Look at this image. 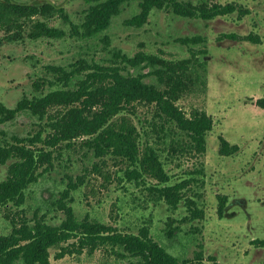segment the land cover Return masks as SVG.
I'll return each instance as SVG.
<instances>
[{
  "label": "trees",
  "instance_id": "16d2710c",
  "mask_svg": "<svg viewBox=\"0 0 264 264\" xmlns=\"http://www.w3.org/2000/svg\"><path fill=\"white\" fill-rule=\"evenodd\" d=\"M85 1L89 6L80 25H73L72 31L81 28L82 34L91 36L106 32L122 7L133 2L140 8L132 20L137 27L146 24L155 12L204 21L233 13L244 16L249 12L237 3L221 4L212 0L195 3L190 0ZM60 18L67 20L63 4L48 0H0V31L7 42L26 38L60 39L65 32L50 24ZM219 38L260 41L258 35L252 33L245 36L225 33ZM175 41L188 48L190 57L173 61L145 52L133 58L124 55V61L135 68L145 63L142 68H149V73L125 74L119 66L93 65L91 68L97 71L80 79L76 88H71V69L50 66L47 73L52 78L42 79L41 84L34 82L39 92L40 86L48 85L46 91L31 98L23 97L14 108L0 104V132L2 124L7 125L23 115L36 119L39 128L44 126L35 135L23 138L14 135L16 144L0 141V166L8 164L7 177L0 181V221L8 216L6 211L10 204L24 205L31 186L40 182L39 168L44 163L51 167L52 151L46 152L43 147H36L37 144L53 149L62 143L71 147V142L80 137L96 158L112 157L127 163L120 171L122 175H117L132 188L135 200L140 201L130 212L139 210L142 216L129 231L117 232L97 221L78 220L72 206L61 200L56 205L66 219L60 224H50L37 214L33 220L22 218L18 223L11 219L10 232L0 235V264H52L50 248L70 239L75 240L71 249L62 247L59 257L85 247L93 249L97 241L106 240L135 258L136 264H223L215 256L205 259L203 253L204 164L193 163L189 169L182 170L188 156L197 158L205 154L213 120L202 110L187 115L176 104L199 84L206 86L203 56L207 53V39L192 35L175 38ZM147 76L154 77L156 82H146ZM62 82V86L57 84ZM135 103L153 106L150 118L137 117L139 125L126 116H136ZM256 105L264 109V98L257 99ZM219 143L221 155L229 156L239 150L238 145H231L223 137L219 138ZM69 184L73 190L78 188L73 178L69 179ZM128 188L124 186L125 191ZM142 190L152 196L151 205L141 203L143 198L136 192ZM67 195L65 191L63 197ZM218 200V215L222 217L228 198L221 195ZM163 206L165 215L159 216L158 207ZM156 215L161 219L155 220ZM254 244L264 247V240L254 241Z\"/></svg>",
  "mask_w": 264,
  "mask_h": 264
},
{
  "label": "rangeland",
  "instance_id": "374dc122",
  "mask_svg": "<svg viewBox=\"0 0 264 264\" xmlns=\"http://www.w3.org/2000/svg\"><path fill=\"white\" fill-rule=\"evenodd\" d=\"M50 1L64 2L67 20L53 19L50 24L65 35L60 39L0 44V104L14 107L23 97L31 98L46 91L48 85L40 86L39 92L34 82L41 84L42 79H51L47 73L50 66L71 69V88H76L80 79L97 71L91 68L93 65H115L123 68L125 74H147L150 69L142 68L145 63L135 68L122 56L133 58L145 52L168 60H181L190 57V53L175 38L204 36L207 39V53L203 56L206 86L199 84L176 102L187 115L202 110L213 120L205 154L197 158L188 156L182 163V170L189 169L193 163H203L205 168L204 258L215 256L223 264H264V247L254 244V241L264 240V109L256 105L257 99L264 98V0H212L221 4L237 3L249 12L244 16L233 13L208 21L155 12L142 27L132 21L140 11L138 3L133 2L122 7L106 32L95 36L82 34L81 28L72 31L73 25H80L89 6L85 0ZM225 33L239 36L252 33L258 35L260 41L220 39ZM144 80L156 82L152 76ZM63 83L57 84L62 86ZM152 109L151 105L135 103L136 116H126L138 124L137 117L150 118ZM1 128L0 141L16 144L14 135L19 138L35 135L44 126L39 128L36 119L23 115L14 122L2 124ZM220 137L231 145H238L239 150L229 156L221 155ZM83 140L80 137L71 142V147L62 143L55 149L37 144L36 147H43L46 152L52 151L51 167L44 163L39 168L40 182L31 186L23 206L9 205L8 216L0 221V235L10 232L11 219L17 223L22 218L33 220L35 214L50 224H60L66 219L56 205L61 200L72 206L78 220L97 221L117 232L129 231L128 228L142 218L139 210L135 211L139 214L130 212L140 201L135 200L132 188L117 175H122L120 171L127 163L112 157L96 158ZM7 166H0V181L7 177ZM70 178L78 185L77 189H71ZM65 191L68 192L66 198L63 197ZM136 193L143 198L144 206L151 205L152 196L148 191ZM221 195L228 198L222 217L218 215ZM158 208L157 214L164 216L165 207ZM159 216H154L155 220L158 221ZM74 242L70 239L51 247L52 264H136L135 258L106 240L97 241L93 249L85 247L59 257L62 247L71 249Z\"/></svg>",
  "mask_w": 264,
  "mask_h": 264
},
{
  "label": "flooded vegetation",
  "instance_id": "af4514ba",
  "mask_svg": "<svg viewBox=\"0 0 264 264\" xmlns=\"http://www.w3.org/2000/svg\"><path fill=\"white\" fill-rule=\"evenodd\" d=\"M22 1L27 2V1H32V0H22ZM48 1H50V0H48ZM50 2L55 3V2H53V1H50ZM56 4H58V3H56ZM61 4H64V2H62ZM58 5H60V4H58ZM41 39H46V38H41ZM41 39H37V40H41ZM26 40H32V39L26 38L24 41H18V42H25ZM37 40H32V41H37ZM2 43L12 44V43H17V42H7L6 40H4V34H3V32L0 31V44H2ZM18 102H19V101H18ZM18 102H17V103H18ZM16 105H17V104H16ZM16 105H15V106H16ZM15 106H14V107H15ZM6 107H7V106H6ZM14 107H9V108H14ZM248 226H251V224L249 223Z\"/></svg>",
  "mask_w": 264,
  "mask_h": 264
}]
</instances>
